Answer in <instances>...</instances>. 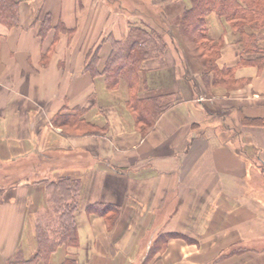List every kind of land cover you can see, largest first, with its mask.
Masks as SVG:
<instances>
[{
    "label": "crops",
    "instance_id": "0c3cea01",
    "mask_svg": "<svg viewBox=\"0 0 264 264\" xmlns=\"http://www.w3.org/2000/svg\"><path fill=\"white\" fill-rule=\"evenodd\" d=\"M142 1L16 0L17 25L0 22V264L34 252L35 222L57 219L50 184L64 179L78 188L77 244L49 264H264V52L243 53L210 12L226 69L214 73L157 22L190 0ZM131 26L159 27L165 49L136 89L122 76L108 86L113 41ZM134 90L172 102L144 124Z\"/></svg>",
    "mask_w": 264,
    "mask_h": 264
},
{
    "label": "trees",
    "instance_id": "16d2710c",
    "mask_svg": "<svg viewBox=\"0 0 264 264\" xmlns=\"http://www.w3.org/2000/svg\"><path fill=\"white\" fill-rule=\"evenodd\" d=\"M210 12H215L218 16L223 17L232 30L239 34L243 53L264 52V49L257 45L258 38H264V30L261 31L264 29V0H191L190 6L179 17L182 27L180 32L186 38L189 37L197 43V47L206 55L209 68L214 73H223L222 71L226 69L219 70L214 64L219 44L212 43L205 27V16ZM17 16L16 0H0L1 23L8 27L17 25ZM150 33L151 35L157 34L154 29L147 31L141 27L131 26L123 42L113 41L114 47L103 69V72L107 74L108 86L114 85L113 83H116L122 76L130 89H136L137 72L140 70L142 62L147 58L162 54V47H158L156 44L151 46V49H147L155 41L162 40V37L157 36L158 34L155 37L152 36L153 39L149 38ZM139 34L146 35L144 38L146 40L139 39ZM139 47H146V50L141 53ZM161 97H140L137 90H134L129 94L127 103L137 120L149 125L152 118L172 102L171 100L163 104L160 100ZM65 180L50 184V188L51 186L53 188L51 190L53 201L57 203L52 207L53 212L57 213V219L44 222L36 221L34 252L25 259L19 251H16L14 258L8 264H37L38 262L49 264L51 253L58 246L62 244L75 246L77 244V229L73 212L77 207L78 188L76 182ZM171 235L173 236V234ZM174 236H178V234H174ZM60 264H77V261L72 257H67Z\"/></svg>",
    "mask_w": 264,
    "mask_h": 264
},
{
    "label": "rangeland",
    "instance_id": "374dc122",
    "mask_svg": "<svg viewBox=\"0 0 264 264\" xmlns=\"http://www.w3.org/2000/svg\"><path fill=\"white\" fill-rule=\"evenodd\" d=\"M113 1H115L116 3L118 2L119 3V1H120V3H122L126 8H128V9H131L130 7H131V3L134 1V0H113ZM145 1V0H144ZM144 1H142V5H143V7L146 9V3L147 2H144ZM190 4H191V0H190ZM147 11H148V13H152L151 11H150V9H148L147 8ZM180 17V16H179ZM179 17L178 18H176V19H172L171 20V22L170 23H168V24H166V22L164 21V20H159V21H157L158 22V24L159 25H163V28H165V27H168V29H169V33H170V35L172 36V37H176V38H182V40L184 41V39L186 40V42L188 43V47H189V49H192L195 53H198V51H199V48H196V45H197V43L196 42H194V41H192L191 40V38H189L188 36V38H186L185 37V35H182V33L180 32V31H182L181 30V24H180V21H179ZM163 22H164V24L166 25H164L163 24ZM152 29V28H151ZM148 31V30H147ZM154 31H156V33L158 34H156L159 38H161L162 37V31L160 30V28L159 27H157L156 26V28H154ZM150 35H151V33H150ZM155 34H153V35H151L149 38H152L153 39V37H155L156 36ZM153 36V37H152ZM139 39H144V38H146V35H144V34H139V37H138ZM148 38V39H149ZM144 40H146V39H144ZM149 41V40H148ZM150 43V42H149ZM151 44V43H150ZM157 45L158 47H162V52H163V50L165 49V47L163 46L164 45V43H163V39L161 40V41H155L154 42V44H151V45H149V48H147V49H151L152 47H153V45ZM152 46V47H151ZM188 49V48H187ZM144 50H146V47H139V51L141 52V53H143L144 52ZM223 257H226V255H223Z\"/></svg>",
    "mask_w": 264,
    "mask_h": 264
}]
</instances>
